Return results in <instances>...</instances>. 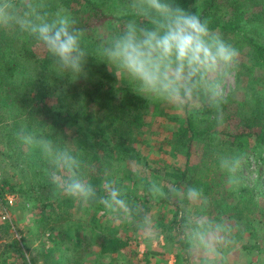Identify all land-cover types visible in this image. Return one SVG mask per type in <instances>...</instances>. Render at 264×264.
Returning <instances> with one entry per match:
<instances>
[{
    "label": "trees",
    "instance_id": "1",
    "mask_svg": "<svg viewBox=\"0 0 264 264\" xmlns=\"http://www.w3.org/2000/svg\"><path fill=\"white\" fill-rule=\"evenodd\" d=\"M54 1L61 9L60 12L70 14L76 21V27L84 30L83 45L92 55L96 51L93 50L103 41L94 37L98 26L108 21L122 23L124 20L121 16L104 12L92 0ZM174 2L199 14L202 19L209 22L213 31L220 33L232 43L240 54L243 51L254 64L264 66V43L260 41L261 28L264 25V0H174ZM45 8L51 12L58 11L57 8L46 3ZM11 54L17 55L20 62L29 66L31 73L40 71L45 75L44 78L55 69L52 58L38 42L10 36L0 31V132L8 138L7 153L3 157L11 160V168L19 176L17 184L20 188L26 185L25 181L30 183L27 191L19 188L18 192L38 194L45 190L56 197L53 205L59 212L58 215L61 217L60 213H63V215L68 214V217L80 201L65 196L53 183L50 177V166L41 154L33 158L24 151L17 135L20 129L25 128L27 131L43 135L61 145L67 142L65 137H61V133L82 129V132L78 134L81 143L74 152L81 160L82 178L99 193L103 186L101 182L108 178V168L115 163L125 162L129 155L137 158V151L131 137L134 132L138 134L146 127L145 119L150 109L148 105L150 100L147 101L132 91L126 90L119 103L114 104L110 109L112 113L110 123L105 113L106 110L109 111V108L102 99L105 92L104 84L100 79L92 90L88 89L82 96L72 97L73 103L62 107L60 110H63V113H58L48 103L46 89L39 88L40 81L32 78V75L28 77L29 80L27 76L24 77L19 70L21 66L17 64L19 61L12 60ZM92 59L91 56L87 58V60ZM241 71L250 72L247 66L239 61L236 73L239 74ZM238 79L237 76L239 88L243 87V82ZM24 82H27L25 84L27 91L22 90ZM35 89H37V95L33 93ZM113 91L111 88L107 89L109 94H114ZM235 98L234 95L229 96L227 103L222 105L219 112L205 99L195 100L200 107H193L192 111L186 114L183 126L174 131L170 130L167 137L163 139L164 145L182 154L183 167L177 168L175 172L164 173L168 189L162 196L156 197L149 193L145 197L144 195L141 198L136 197L130 204L132 212L130 220L137 219V215L133 213L141 202L144 207L149 203L177 207L171 209L180 213L181 216L184 214L183 207L187 201L184 198L181 200L179 195L181 193L184 195L189 187H197L203 194L196 201L205 202L204 213L208 218L209 226H217L219 223L225 226L229 221H236V218V224L239 221L244 223L242 219L245 202L243 192L238 193V200L229 202L228 195L225 196V175L231 166L237 162L241 163L247 150L256 151L258 147L264 145V124L258 118L248 116L246 104L243 100L238 102ZM105 128L107 131L109 129L107 138H104L105 134L102 131ZM116 137L119 138L118 141L115 140ZM192 159L195 163H190ZM155 174V177L159 176L160 171L155 170ZM2 175L4 178L3 172ZM3 178L0 193L4 188L12 193L15 192L14 186L4 182ZM253 197L251 192L248 199ZM126 199L129 198L126 196ZM240 204L242 209L238 208ZM86 205L95 215L102 214L96 220L100 222L98 229L100 237L102 236L98 249L99 255L115 256L127 250L128 243L116 232V229L110 231L111 233L106 231L108 228L111 230V225L103 222L109 214L103 206L96 201H89ZM225 205L236 207L232 208L233 211L238 208L239 213L235 214V219L233 211H230L231 208L229 210L221 208ZM247 206L254 208L259 205L248 203ZM258 208H262L264 215V205ZM256 214L254 218L247 219L245 224L248 222L251 226L256 217H260ZM205 216L201 220H204ZM185 220L184 217H179L176 223L182 224ZM199 222L200 225L205 223ZM7 228L8 226L0 230L9 232ZM76 239L66 264H83L80 262L82 242ZM11 246L21 258L19 243L13 241ZM0 264L9 263L2 261ZM20 264H27V262L22 260Z\"/></svg>",
    "mask_w": 264,
    "mask_h": 264
},
{
    "label": "rangeland",
    "instance_id": "2",
    "mask_svg": "<svg viewBox=\"0 0 264 264\" xmlns=\"http://www.w3.org/2000/svg\"><path fill=\"white\" fill-rule=\"evenodd\" d=\"M92 1L104 12L118 17L117 13L127 3V0ZM45 3L61 11L54 0H44ZM122 24L123 22L113 21L103 23L98 26L95 39L110 38L120 30ZM261 29L260 41L264 43V25ZM246 54L242 51L239 61L245 64L250 72L241 71L239 74L234 72L230 82L229 96L234 95L238 102L243 100L247 115L258 118L264 124V66L254 64ZM11 55L12 60L19 61L17 64L21 66L19 70L24 77L28 78L32 75V78L39 80L40 84L43 83L39 84V88L46 89L47 101L58 113H63L60 109L73 103L72 97L82 96L88 89L92 90L101 79L105 91L102 99L109 108V111L106 110L105 113L108 122L111 123L110 109L114 104L119 103L126 90L132 91L127 82L118 81L106 63L98 61L93 55H89L93 58L92 60H87L85 68L87 77L77 80L75 76L57 71L56 68L44 78L45 75L40 71L31 73V68L20 62L17 55ZM237 76L238 80L243 82V87L239 88ZM26 83H23L22 90L27 91ZM109 88L114 90V94L107 93ZM33 93L37 95V89ZM148 105L150 109L145 119L146 127L138 134L134 132L131 137L137 151V158L129 155L125 162L113 164L108 168V178L101 182L102 185L105 182H114L121 187L129 198L127 200L129 206L136 197L141 198L143 195L145 197L149 193L156 197L165 194L168 184L167 182L165 184L167 178L164 173L175 172L177 168L183 167L184 158L182 154L164 145L163 139L167 137L170 130L174 131L183 126L186 114L190 113L193 107H200L196 101L184 111H178L159 101L150 100ZM102 131L105 134L104 138H107L109 129L107 131L105 128ZM80 132L82 129L63 132L60 135L67 139L65 144L75 150L81 143V138L78 136ZM117 137H119L118 134ZM117 137L116 141L119 139ZM7 144V136L0 132V170L4 174L3 181L12 184L15 192L12 193L7 188L3 191L8 190L9 194L17 196V201L11 209L10 222L0 223V228L8 226L9 230V232L0 230V262L20 264L22 260H25L27 264H66L74 248V239L77 238L76 240L82 242L81 251H79L81 252L80 262L83 264H264V215L262 208H258L264 205V145L258 147L256 151L247 150L241 163L237 162L231 166L225 175V196L228 195L229 202L238 200V193L243 192L245 202L242 219L244 223L239 221L236 224L235 214L239 213L238 208L242 207L241 204L234 211L232 208L236 207L233 206L221 207L227 208L226 210L231 208L230 211H233V218H236V221H229L225 226L219 223L211 227L204 213L205 202L190 201L182 193L179 198L181 200L184 198L187 202L184 204V214L181 216L180 213L171 209L177 207L152 203L144 207L141 202L133 213L137 215L136 220H130V218L122 220L110 214L105 217L103 222L111 225V230L108 228L106 231L116 229V232L128 243V248L115 256L102 257L98 253L102 239L98 229L100 222L96 221L102 214L95 215L84 202L80 201L68 217V214L63 215V213H60L62 214L60 217L53 205V200L56 198L53 194L52 196L45 190L38 194L18 192L20 189L27 191L30 183L25 181L26 185L22 188L18 186L19 176L11 168V160L7 156V159L3 157L7 153ZM22 147L33 158L38 154L40 156L39 151L26 146L23 142ZM190 163H195V160L192 159ZM155 170L160 171L157 177H155ZM154 185L159 187L162 195L150 191ZM0 186H3L2 183ZM3 191L2 199L7 195ZM251 192L254 197L248 199ZM248 203L259 206L248 208ZM256 212L260 217H256L251 226L248 222L245 224L247 219L255 217ZM203 216L205 219L201 220ZM145 217L148 218L151 226L147 236L136 228L138 224L143 223ZM179 217H184L185 222L176 223ZM199 221L205 223L200 225ZM13 241L19 243L21 258L11 246Z\"/></svg>",
    "mask_w": 264,
    "mask_h": 264
},
{
    "label": "clouds",
    "instance_id": "3",
    "mask_svg": "<svg viewBox=\"0 0 264 264\" xmlns=\"http://www.w3.org/2000/svg\"><path fill=\"white\" fill-rule=\"evenodd\" d=\"M124 18L120 30L103 40L95 54L117 80L147 101L166 103L184 111L200 98L219 112L227 103L230 82L239 63L238 49L209 22L174 0H127L117 13ZM0 31L38 42L52 58L57 71L76 80L87 77L89 53L83 45L85 32L66 12L48 11L44 0H0ZM18 138L37 150L50 166V177L61 192L87 204L96 201L112 216L126 220L132 212L126 194L114 182H105L98 193L81 175V160L72 147L21 128ZM150 191L162 195L157 186ZM202 190L189 187L190 201ZM145 217L137 230L147 236Z\"/></svg>",
    "mask_w": 264,
    "mask_h": 264
},
{
    "label": "built area",
    "instance_id": "4",
    "mask_svg": "<svg viewBox=\"0 0 264 264\" xmlns=\"http://www.w3.org/2000/svg\"><path fill=\"white\" fill-rule=\"evenodd\" d=\"M2 178L3 175L0 170V183L2 182ZM4 193L7 195L3 199V195L0 193V223L8 224L11 219V209L14 207L17 201V196L14 194H9L8 190H5Z\"/></svg>",
    "mask_w": 264,
    "mask_h": 264
}]
</instances>
